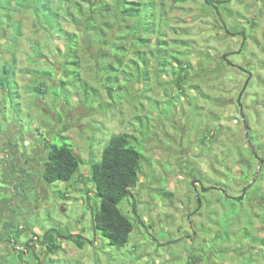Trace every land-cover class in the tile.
I'll return each instance as SVG.
<instances>
[{"label":"rangeland","instance_id":"obj_1","mask_svg":"<svg viewBox=\"0 0 264 264\" xmlns=\"http://www.w3.org/2000/svg\"><path fill=\"white\" fill-rule=\"evenodd\" d=\"M229 1L228 9L219 15L205 0H165L167 38L188 43L180 48L183 61L191 64L184 92L173 85L175 76L170 73L156 78L153 60L148 81L132 86L126 78L132 71L130 60H139V54L128 46L129 53L118 66L128 91L108 95L104 86L108 74L84 64L87 96L80 83L74 85L60 72L54 76L43 73L52 66L59 71L58 57L52 53L55 44L50 35L34 31L31 16H16L23 22L24 36L15 51L4 39L8 26L0 28V43L6 46L0 48V71L10 66L9 81L0 84V202L6 210L0 231L7 238L14 235L23 246L32 241L29 253L20 256L21 247L10 264L20 260V264H39L33 252L38 253L37 239L44 240L47 232L60 247L48 252L46 246L43 264H189V256H195L198 248L208 241H220V231L231 227L232 232H238L235 221L223 219L222 203H228L224 191L203 192L199 185H192L197 178L205 187H223L230 195L241 196L245 183L240 175L246 169L237 153L250 158L256 151L254 144L264 145V0ZM227 28L251 35L247 45L243 47L242 36L227 33ZM36 40L45 55L34 61L31 42ZM147 58L153 59L150 54ZM171 63L166 70L176 71L177 66ZM247 71L252 78L241 98V112L238 98ZM4 78L0 74V79ZM42 82L45 94L35 91ZM92 86L97 88L95 93ZM106 105L110 107L106 109ZM216 118L220 131L203 147L199 134L206 124H215ZM123 132L133 134L146 159L132 189L134 198L128 196L119 205L135 226L129 243L118 247L93 228V214L99 211L101 198L84 180L90 162L101 158L113 135ZM49 141L69 142L83 158L72 183L50 184L42 177ZM252 163L251 176L255 177L259 162ZM30 176L34 181L28 180ZM197 193L204 196L200 208ZM263 199L262 179L250 190L241 216L242 224L245 218L254 217L253 234L246 237L244 230L249 226H244L241 238L239 234L234 239L245 237L244 242H235L228 246L230 250L224 243L217 245L219 249L226 246V264H264V242L260 241L264 237ZM134 201L139 218L133 212ZM70 234L74 237H68ZM254 234L260 243L252 238ZM214 260L221 262L211 255V263Z\"/></svg>","mask_w":264,"mask_h":264},{"label":"trees","instance_id":"obj_2","mask_svg":"<svg viewBox=\"0 0 264 264\" xmlns=\"http://www.w3.org/2000/svg\"><path fill=\"white\" fill-rule=\"evenodd\" d=\"M166 3L165 0H0V28L4 30L8 26L9 30L5 29L6 32L3 33L5 34L4 39H7V46L15 51L24 36L23 22L16 16H31L34 31L38 33L41 31L50 35L55 44L52 53H56L58 57L59 71H54L56 69L52 66L51 70L43 73L47 76H54L56 72H60L62 77L72 79L74 85L80 83L83 92L87 96L90 93L88 92V81L82 75L84 64L89 66L91 70L100 67L103 72L108 74L104 79V86L108 95L112 96L115 92L119 93L123 90L128 91V87L120 80L118 67L124 63L125 54L129 53L128 46L135 48L143 65L142 67L139 60H130L132 71L130 75H127L126 81H129L132 86L137 81L143 83L148 81L149 65L153 60L156 78L160 79L163 73L168 72L175 76L172 80L173 85L175 84L184 92L186 91L184 85L190 77L188 68L191 67V64L183 61L180 48L182 44L187 45L188 43L177 38H167L166 28L168 22L164 20V16L167 14ZM205 3L208 8L214 9L220 15L224 9H228L230 1L205 0ZM228 14H230V11H228ZM224 23L227 25L226 21ZM251 27H253V24ZM227 33L231 35L240 34L244 39L243 47L247 45L248 40L251 38V35H247L244 30L233 32L230 28H227ZM62 41L61 46L59 43ZM1 47L6 48L4 44L0 43ZM31 49L34 61L45 55L40 42L37 40L31 42ZM148 54L153 59L149 60L147 58ZM115 56L118 57L116 60L118 65L114 62ZM171 62L175 63V67L177 66L176 71L173 69L166 70L167 65L172 64ZM230 64L234 65L233 63ZM9 67V65H6L0 71V74L5 76L4 79H0L1 85L9 81L7 77L10 72ZM213 72L217 75V70ZM249 72L247 71L248 77ZM142 74L145 77H142ZM45 86V83H39L35 91L45 94L46 91L43 89ZM196 87L198 85L194 84V89ZM91 89L94 93L97 91L94 86ZM196 105L197 103L194 102V107ZM109 107L106 105V109ZM195 115L197 114L194 111ZM218 122L219 119L216 118L215 124H206L200 132L199 141L203 147H206L217 137V133L220 131V128L218 130L216 128ZM133 139V134L129 132L113 135L103 148L101 158L90 162V172L87 179L84 180V182L93 185V191L101 198L100 209L93 214V228L99 230L104 237L110 240L111 244L118 247H124L129 243L135 226L133 219L124 213L119 205L128 196L134 198L132 189L139 182L142 163L146 159L145 155L137 149ZM254 146L256 151L251 153L250 158H244L241 151L237 153L238 157L243 159V166L246 169V172L240 175V180L245 183L244 194L234 196L230 195L226 188L207 187L208 191L213 189L224 191L228 203H222L224 207L223 219L225 221H235L237 226L242 223L241 216L245 209L244 202L250 190L257 187L262 179L264 181V145L254 144ZM45 149L46 160L43 170L45 181L50 184L59 181L72 183L84 163L80 154L74 150L69 142L57 144L49 141L45 144ZM228 153H232L231 148L228 149ZM255 154L260 157L262 163ZM228 156H231V154H228ZM252 162H259L257 172L259 166H261L259 174L254 175L256 177L254 182L252 181L255 177L251 176ZM194 176H197L195 166ZM246 189L247 192H245ZM255 194L257 195V193ZM203 197L200 195L201 200H203ZM197 204H199L198 201ZM133 212L139 218L137 216L136 201L133 203ZM253 224L252 218L244 221V226L250 227L244 230L246 237H249L248 234L252 233L251 227ZM227 230L226 228V231L223 230L217 234V238L220 240L219 244L223 243L224 239H229L230 233ZM240 231H242V228L238 229V232L234 231L232 235L240 234ZM68 237H74V234H70ZM252 238L256 242L258 241L255 236ZM45 239L48 252L52 249L57 250L60 247L53 237H49V232L45 234ZM244 240L245 237L240 241ZM31 242H27L25 248L21 249L20 256L30 251ZM218 243L211 244L208 241L205 246L198 248L199 251L195 256H191L193 258L189 259L188 263L222 264V260L226 257V250L224 248L219 249L217 247ZM78 247H81L80 243ZM33 255L39 261V264H42L36 250ZM211 255L214 259L219 258L221 262L216 263L214 260L211 263Z\"/></svg>","mask_w":264,"mask_h":264},{"label":"crops","instance_id":"obj_3","mask_svg":"<svg viewBox=\"0 0 264 264\" xmlns=\"http://www.w3.org/2000/svg\"><path fill=\"white\" fill-rule=\"evenodd\" d=\"M21 156H23V155H20V158H21ZM30 163V162H29ZM32 164H37L36 162H32ZM35 166H37V165H35ZM34 167V166H33ZM44 170V169H43ZM29 174V173H28ZM31 175V174H30ZM42 177H43V171H42ZM28 180L30 181V180H32V181H34V179H32L31 178V176L30 177H28ZM41 182V181H40ZM1 204H5V203H3V202H0V221H2V220H5V218L6 217H4L5 216V214H6V210L5 209H3L2 208V205ZM256 212H257V210H256ZM248 216V215H247ZM250 216V215H249ZM248 221L249 220V218L247 217V218H245V221ZM253 222H254V217H253ZM5 223H6V221H5ZM8 224H9V222H8ZM253 227H255V224H253V226L251 227V230H252V228ZM240 228H244V222H243V224L241 223V225H239V227H238V229H240ZM24 229V228H23ZM231 229V228H230ZM230 229H228L227 231L230 233V235L228 236L229 237V239H224L223 240V243H224V245H226L227 247L228 246H232L235 242H237V243H240L241 241H237V239L236 240H234L235 239V237H237L239 234H235V235H232V231L230 230ZM12 232V231H11ZM252 232V231H251ZM1 231H0V264H10V261H11V258L13 257V254H16L17 252H19L18 250H20V248L22 247H24L25 248V245L23 246V245H20L19 243H18V241H17V239L15 238V236L14 235H12L11 237H6L5 235L4 236H2L1 235ZM253 233V232H252ZM12 234H15V233H12ZM254 236H255V234H254ZM256 237V236H255ZM240 238H241V234H240ZM261 238H263L264 239V237H261ZM260 238V241L261 242H264V240H262ZM185 239H187V236L185 237ZM187 240H189V239H187ZM35 241V240H34ZM37 241L38 242H40L39 243V249L37 248V251H38V253H39V258H40V261H41V263L43 264L44 262H43V260H42V258H41V256H45L44 255V251L46 250V246H47V244H46V239H44V240H41L40 238H38L37 239ZM260 241H258L259 243H260ZM43 242V243H42ZM242 242H244V241H242ZM226 246H224V249L226 248ZM21 248V249H22ZM41 249H43V251H40ZM48 249V248H47ZM226 250V249H225ZM228 250H230V247H228ZM227 251V250H226ZM231 251H232V249H231ZM29 252H27V254H28ZM47 254H48V252H47ZM18 255V254H17ZM19 255H20V253H19ZM189 258L191 259V258H193V257H191V255L189 256ZM225 259H226V257L223 259V263L222 264H226V261H225ZM18 260V259H17ZM23 262V260L21 261H18V263L20 264V263H22ZM46 263V262H45Z\"/></svg>","mask_w":264,"mask_h":264},{"label":"water","instance_id":"obj_4","mask_svg":"<svg viewBox=\"0 0 264 264\" xmlns=\"http://www.w3.org/2000/svg\"><path fill=\"white\" fill-rule=\"evenodd\" d=\"M224 57L227 58V55L225 54ZM251 78H252V73L249 72V77H248L246 83L244 84V86H243V88H242V91H241V93H240V95H239V98H238V103L240 104L241 112H242L241 98H242V95H243L244 91H245L246 88L248 87V84H249ZM242 114H243V113H242ZM255 156H257V158L259 159V161L262 163L260 157H259L257 154H255ZM260 169H261V166H259V168H258V172H257L256 176L258 175ZM255 180H256V177L254 178L253 182H254ZM192 185L195 186V187H196L197 185H200L201 190H202L203 192H205V191L207 190V187L203 186V183H202V181H201L200 179L195 178V179H194V182H193ZM197 199H198V201H199V204H201L200 195H199L198 193H197ZM194 235H195V234H194Z\"/></svg>","mask_w":264,"mask_h":264}]
</instances>
